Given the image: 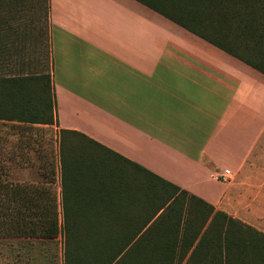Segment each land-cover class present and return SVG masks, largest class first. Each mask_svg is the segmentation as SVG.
<instances>
[{
  "label": "crops",
  "instance_id": "obj_1",
  "mask_svg": "<svg viewBox=\"0 0 264 264\" xmlns=\"http://www.w3.org/2000/svg\"><path fill=\"white\" fill-rule=\"evenodd\" d=\"M15 6L8 76L41 61L46 36L40 0ZM45 6L56 121L40 126L80 131L264 233V74L138 0Z\"/></svg>",
  "mask_w": 264,
  "mask_h": 264
},
{
  "label": "trees",
  "instance_id": "obj_2",
  "mask_svg": "<svg viewBox=\"0 0 264 264\" xmlns=\"http://www.w3.org/2000/svg\"><path fill=\"white\" fill-rule=\"evenodd\" d=\"M138 1L264 74V0ZM28 67L0 75V124L56 121L50 73ZM58 143L60 194L54 165L13 183L0 161V238L55 240L62 214L65 264H264L263 232L80 131Z\"/></svg>",
  "mask_w": 264,
  "mask_h": 264
},
{
  "label": "rangeland",
  "instance_id": "obj_3",
  "mask_svg": "<svg viewBox=\"0 0 264 264\" xmlns=\"http://www.w3.org/2000/svg\"><path fill=\"white\" fill-rule=\"evenodd\" d=\"M42 7L39 16L42 17L43 29L46 32L45 39L39 48L41 61L36 67L43 72L49 70L50 55L48 48V29L46 0H40ZM11 0H0V30L6 25L7 19L15 14L14 24L23 22V12L20 18L17 6L10 8ZM1 45H0V57ZM13 67L0 65V75ZM18 68V67H15ZM33 69L34 67H27ZM261 120V119H260ZM258 122H261V121ZM244 136L254 137L258 133L257 123ZM59 130L54 126L28 125L26 128H13L10 122L0 124V161L4 173L8 178L16 182H42V173H48L51 167H55V180L51 184L54 189L61 187V167L59 160ZM52 162V164H50ZM48 181V180H47ZM46 181V182H47ZM61 201V198H60ZM62 213V203H60ZM65 229L63 215L61 214V230L55 240L27 239L18 237L0 238V264H65Z\"/></svg>",
  "mask_w": 264,
  "mask_h": 264
},
{
  "label": "built area",
  "instance_id": "obj_4",
  "mask_svg": "<svg viewBox=\"0 0 264 264\" xmlns=\"http://www.w3.org/2000/svg\"><path fill=\"white\" fill-rule=\"evenodd\" d=\"M229 173H230V170L227 169V170L225 171V174H229Z\"/></svg>",
  "mask_w": 264,
  "mask_h": 264
}]
</instances>
